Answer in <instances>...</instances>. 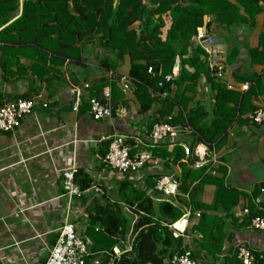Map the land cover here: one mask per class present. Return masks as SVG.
Segmentation results:
<instances>
[{
    "label": "crops",
    "instance_id": "obj_1",
    "mask_svg": "<svg viewBox=\"0 0 264 264\" xmlns=\"http://www.w3.org/2000/svg\"><path fill=\"white\" fill-rule=\"evenodd\" d=\"M22 2L19 0L14 16L5 22L0 17V31H4L6 40L12 41L17 35L7 26L21 15ZM258 4L261 11L254 19L229 30L211 21L210 16H205L203 21V24L210 23L209 34L222 47L225 67L221 79L226 87L238 92L240 99L243 94L246 96L249 85L253 87L244 99L245 105L237 111L234 121L222 134L220 143L210 149L204 144H197L190 156L181 159L198 176L192 183V187L196 188L194 199L205 205L198 211L225 217L223 252L215 260L199 250L201 234L194 229L199 218L194 215L196 212L188 215L185 223H181L183 217L176 221L180 223L179 234L184 250L190 252L199 264H223L225 254L231 256L239 245H244L252 253L261 254L264 250V230L246 226L244 223L248 214H243L246 208L249 212H261L260 216L264 218V123L255 124L249 119L255 109H264V64L253 61L250 55L251 49L261 51L264 48V0H259ZM163 19L162 39L171 22L169 15H164ZM28 38V34L21 35V40ZM85 45L87 48L82 53L84 61L81 66L64 62L55 66L49 75L45 74L44 65L31 66L34 62L31 57L34 58L35 54L31 56L30 52L19 55L15 60L8 52L6 56L10 64L6 73L0 66V105L16 99H31L38 92L42 93L32 113L22 119L19 127L7 132L0 130V264H43L69 202L62 186L61 172L64 169L75 165L94 179L95 184L83 192L82 198H74L70 202L71 220L78 232H83L85 226L82 227L81 223H86L82 216L85 206L99 194H110L113 200L112 193L117 191L121 181L117 175H111L102 162L99 155L102 142L114 135H128L129 146L134 153L147 152L148 133L153 123L167 115H172V120H175L178 111L182 110L179 104H175L170 113L159 115V103H154L149 110L141 113L133 94L134 84L127 74L128 56L116 61V70H111L110 74L99 66V61L105 57L113 58V55L95 39ZM190 46L192 51L195 48L192 39ZM228 55L233 57L230 62H227ZM186 68L193 70L188 66ZM178 71L179 59L174 63L172 76L176 77ZM118 76L130 81L133 90L123 88ZM250 76L259 77V80L239 79ZM102 79L106 81L101 89L105 86L111 89L112 82L116 85L117 91L111 89L109 102L111 109L115 110V117L94 121L89 112L90 89L84 88L83 83L93 87ZM244 84L248 85L246 89L242 88ZM100 94L101 90L97 97ZM175 94L176 86L172 85L168 96L174 98ZM151 95L156 96V93L151 92ZM184 95L190 96L186 110L199 104L207 114L210 113L214 100L203 77L193 92L186 90ZM164 96L160 95V99L163 100ZM176 125L181 123L177 121ZM182 139L191 146L192 137L189 134H184ZM161 160L162 163L157 164L160 172L176 176L181 174L179 165L165 164ZM212 171L215 174H211ZM142 174L154 182L155 168L150 171L143 168ZM215 179H220L222 186L233 189L236 195L224 194L214 206ZM176 196L182 211L190 207L185 205L188 202L185 193L179 192ZM234 199L235 203L231 204ZM229 205L230 209L225 208Z\"/></svg>",
    "mask_w": 264,
    "mask_h": 264
},
{
    "label": "trees",
    "instance_id": "obj_2",
    "mask_svg": "<svg viewBox=\"0 0 264 264\" xmlns=\"http://www.w3.org/2000/svg\"><path fill=\"white\" fill-rule=\"evenodd\" d=\"M18 3L19 0H0L2 21L5 22L17 13ZM258 3L259 0H235L234 3L228 0H23L21 15L7 26L17 32L15 38L12 41L6 40L3 37L4 31H0V43H11L0 44V66L3 73H6L10 64L6 56L8 52L13 60L19 55H27V52L31 56L35 54L34 58L31 57L34 61L31 66L44 65L45 74L48 75L54 71L55 66L64 62L81 66L84 61L82 53L87 48L85 44L92 39L113 55V58L105 57L99 61V66L110 74L111 70H116V61L127 55V74L134 84L133 94L139 103V111L146 112L154 103H159L158 113L164 115L170 113L173 105L179 104L182 110L178 111L177 119L172 120L173 124L178 121L192 129L189 133L192 137L191 146L183 141L190 149L188 155H184V147L179 143H173L171 149L166 142L152 145L149 141L147 146V152L153 157L163 159L165 164L179 165L181 174L177 176L178 193L187 195L188 202L185 205L190 206L189 215L192 216L200 208L204 209L205 205L194 199L196 188L192 187V183L198 177L197 173L181 159L190 156L193 146L197 144H204L210 149L220 143L222 134L234 121L237 111L245 105L244 99L250 95L253 86L249 85L246 96L243 94L240 99L238 92L226 87L221 76L213 74L208 67L206 52L199 44H195V48L190 50V41L202 26H205L210 35V23L203 24L205 16H210L211 21L229 30L254 19L261 11ZM164 15H169L171 22L162 39ZM22 34H28L29 38L21 40ZM250 55L253 61L264 64V48L261 51L251 49ZM177 59L179 71L173 77L172 68ZM232 59L231 55L227 56V62ZM10 61L13 62L11 59ZM186 66L193 70L189 71ZM148 67H151V72L147 71ZM168 76V81L161 87L162 81ZM202 77L214 100L209 114L199 104L186 110L190 96H185L184 91L193 92ZM250 77L239 79L253 82L259 80V77ZM120 78L118 76L117 79L120 81ZM105 81H97L99 83L93 87L88 84V100L98 96ZM172 85L176 86L174 98L168 96ZM111 89L117 91L113 82ZM151 92L156 93V96L151 95ZM163 94L165 96L161 100L160 95ZM127 143L129 145L130 140ZM108 144L109 140L102 142L99 150L101 158L105 156ZM130 154H134L131 148ZM74 181L81 191L78 198H82L83 192L95 184L94 179L83 168H77ZM145 182L148 187L154 186L149 177ZM214 182L217 189L212 205L218 204L224 194L236 195L233 189L223 187L220 179H215ZM112 194L113 200L105 193L99 194V197L92 198L84 208L82 216L86 223L82 234L91 244V255L85 264H93V259H97L98 264H108L110 261L111 264H171L173 255L185 252L181 236H173L170 227L184 214L176 201L177 196L174 203L157 202L129 180L120 181L117 191ZM220 203L223 204L222 201ZM234 203L235 199L231 204ZM230 206L225 208L230 209ZM123 210L126 213L130 211L136 217L129 213L125 215ZM256 215L260 216L261 212L250 211L244 224L249 225ZM224 218L201 212L194 226L201 234L199 250L213 260L223 252ZM128 237L130 251L113 258V247H123ZM236 249L231 256L225 254L223 264H240ZM254 254L255 264H264V250L261 254ZM190 256L193 258L191 253Z\"/></svg>",
    "mask_w": 264,
    "mask_h": 264
},
{
    "label": "built area",
    "instance_id": "obj_3",
    "mask_svg": "<svg viewBox=\"0 0 264 264\" xmlns=\"http://www.w3.org/2000/svg\"><path fill=\"white\" fill-rule=\"evenodd\" d=\"M195 44H199L208 58V67L214 75L222 76L224 71L223 50L221 45L208 35L205 26L199 27L196 34L192 37ZM148 72H151V67H148ZM169 78V76H168ZM120 80H126L121 77ZM247 84L242 85L243 89L247 88ZM83 87L87 88L88 84L83 83ZM231 88V85H228ZM125 88V87H123ZM42 97V93H37L31 99H17L15 101L5 102L0 106V130L7 132L20 126L21 121L27 115L32 113L35 103ZM111 101V89L108 86L102 87L100 97H93L88 100L89 112L94 121H99L109 118L112 113L109 102ZM173 116L167 115L162 120L153 123L148 133V139L152 145L160 143H169V147L173 143H179L184 147V155L190 153V149L183 143V135L189 134L192 129L188 125H176L172 122ZM251 122L255 124L264 123V109L257 108L249 116ZM128 135L118 134L113 137H108L109 144L105 156L102 158L103 164L108 168L111 175H117L120 180L126 179L153 197L155 201H169L174 203V198L178 195V180L173 178L172 174H165L158 170L157 164L162 163L161 159L153 157L150 152H141L130 154V146L127 141ZM148 171L155 168L156 176L154 177V186L148 187L145 183V176L142 174V169ZM158 170V171H157ZM77 167L72 165L61 172L62 186L64 195L68 197V203L64 210V216L61 225L55 230L56 236L54 243L48 250L47 257L43 264H85L86 259L91 255L89 239L78 232L76 224L71 220V200L78 198L81 191L79 186L74 181V174ZM127 173H130L127 175ZM211 174H215L212 171ZM159 193L158 195L154 194ZM248 209L243 210V214H248ZM183 221H186L190 214V208L183 209ZM200 212L197 211L195 216L199 217ZM175 223L170 227L173 231V236H179L180 229L176 228ZM249 227L254 230H264V218L256 215L249 223ZM128 237L124 241L123 247L115 245L112 249V257L117 258L123 252L130 251L131 245ZM237 258L240 264H255L256 255L244 245L237 247ZM22 258L24 259L23 255ZM93 264H98L97 259L92 260ZM110 261L108 264H111ZM25 264H29L25 262ZM171 264H198L195 259L190 256V252L185 251L173 255Z\"/></svg>",
    "mask_w": 264,
    "mask_h": 264
},
{
    "label": "water",
    "instance_id": "obj_4",
    "mask_svg": "<svg viewBox=\"0 0 264 264\" xmlns=\"http://www.w3.org/2000/svg\"><path fill=\"white\" fill-rule=\"evenodd\" d=\"M168 77H165V79L162 81L161 83V87H163L165 85V83L168 81ZM121 84L123 85V87H125L126 89L132 91L133 90V87H132V83L128 80H122L121 81ZM111 117H115V110L113 109L112 110V113H111ZM173 178L175 180H177V176L176 175H173Z\"/></svg>",
    "mask_w": 264,
    "mask_h": 264
},
{
    "label": "rangeland",
    "instance_id": "obj_5",
    "mask_svg": "<svg viewBox=\"0 0 264 264\" xmlns=\"http://www.w3.org/2000/svg\"><path fill=\"white\" fill-rule=\"evenodd\" d=\"M107 196H109V199L111 200L112 199V197H111V195L109 194H106ZM155 204H156V202H155ZM130 211H128L127 213H129ZM129 215L130 216H132V217H134L135 218V215H133L131 212L129 213ZM81 225H82V227H84L85 226V223H81ZM85 228V227H84ZM197 262V261H196ZM198 263V262H197ZM199 264V263H198Z\"/></svg>",
    "mask_w": 264,
    "mask_h": 264
},
{
    "label": "bare ground",
    "instance_id": "obj_6",
    "mask_svg": "<svg viewBox=\"0 0 264 264\" xmlns=\"http://www.w3.org/2000/svg\"><path fill=\"white\" fill-rule=\"evenodd\" d=\"M181 223H185V221L182 220ZM174 226H175L176 228H178V229H181V228H180V223H178V222H176Z\"/></svg>",
    "mask_w": 264,
    "mask_h": 264
},
{
    "label": "clouds",
    "instance_id": "obj_7",
    "mask_svg": "<svg viewBox=\"0 0 264 264\" xmlns=\"http://www.w3.org/2000/svg\"><path fill=\"white\" fill-rule=\"evenodd\" d=\"M146 179V178H145ZM123 180H126V179H123ZM122 181V180H121Z\"/></svg>",
    "mask_w": 264,
    "mask_h": 264
}]
</instances>
